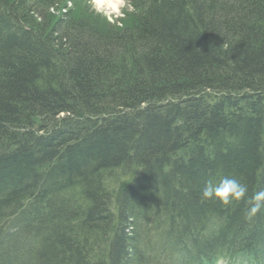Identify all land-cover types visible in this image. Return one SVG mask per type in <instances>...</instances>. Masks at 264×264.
Returning <instances> with one entry per match:
<instances>
[{
    "label": "trees",
    "instance_id": "trees-1",
    "mask_svg": "<svg viewBox=\"0 0 264 264\" xmlns=\"http://www.w3.org/2000/svg\"><path fill=\"white\" fill-rule=\"evenodd\" d=\"M70 1L0 0V229L6 212L42 226L62 207L83 218L103 209L113 264H134L123 235L142 217L174 241L215 216L218 251L259 226L264 207L249 218L245 200L225 206L201 192L225 177L246 185V199L262 191L264 0H132L114 22ZM22 240L27 264L52 253L43 234Z\"/></svg>",
    "mask_w": 264,
    "mask_h": 264
},
{
    "label": "bare ground",
    "instance_id": "bare-ground-1",
    "mask_svg": "<svg viewBox=\"0 0 264 264\" xmlns=\"http://www.w3.org/2000/svg\"><path fill=\"white\" fill-rule=\"evenodd\" d=\"M261 92L264 93V89ZM262 102L264 103V95H262ZM175 162H178V160L175 159ZM259 173H262V171H260ZM107 177H109V175H107ZM256 179L259 181V185L262 187V191H264V177L261 179L258 173H256ZM100 180L101 179H97L94 184L99 183ZM19 209L21 212H25L24 204H21ZM96 210L97 209H95L94 212L96 213V215L94 213L92 214L91 212L90 214L88 213L87 215H85L84 218L83 214L76 213L80 219V221H77V216L75 214L69 213V210H65V208L62 207L59 208L56 213H54V220L52 218L48 223H45L42 226H40L41 222L37 217L34 220H32V218L30 217L28 218V220H19L17 223V230L21 231L27 224L32 227L38 226V232L29 230L27 233H29L30 235L39 234V236L43 234L44 238L46 239V243L51 241V248L53 249H51L52 253L39 254V259L44 264H76L79 259H82V256H85V261L83 262L81 260L79 264H88L86 257L90 258V264H113L114 259L117 258L116 250L118 243H116V241L112 243L110 241L111 236L105 231L106 224H109L107 222L108 219L106 217V211H104L103 209H99L97 211ZM220 211L218 212L220 213ZM11 213L12 215H14V212ZM230 213L226 214L225 212H223L226 222H228L229 220L227 216L228 214L230 215ZM3 214L8 218L10 217V215H7V212ZM240 215L241 214H238L237 216L240 217ZM95 219H97L98 221H104V227L102 230H100L97 225L95 227L93 226L92 222H95ZM143 219L144 217L141 218V229L133 224H125V233L128 234L123 235L125 241L124 247L125 249H127L126 257H130V263L133 262L134 264H144L150 257L152 252H156L157 248L150 245L147 241V233H149L150 235L152 232L153 236H159L166 240V231L164 228H161L163 227V221H160L157 224L153 225V222H151L150 220ZM82 222H84V224L86 223V225H81ZM236 224L241 225L240 222H237L233 225ZM215 226L216 222L213 221L210 217H205L203 220L198 218L193 222H189L188 225L185 226V229L182 230L180 227L177 229L178 231H183V236L175 239L174 241L166 240L165 249L172 252H186L188 254L196 255L205 253L213 254L214 252L208 253L204 249L206 245H211L216 249L220 247L221 244L215 240L207 238L203 234L196 233L192 229H197L199 227L203 229H214ZM155 227H157L156 230L151 231V229ZM261 233H264V221L262 222V220L259 221V226L248 227L245 233V237L234 238L239 243H243L247 247H250L251 240ZM187 234L192 235V245H190L186 240L185 235ZM68 236L71 239L68 240ZM60 239H62L67 244H64L61 247L58 244L62 242ZM65 239L67 241H65ZM224 240H229V237L225 236ZM22 241L23 240L21 238H16L14 240V246L16 249L22 244ZM63 251L67 253V256L62 254ZM3 254L4 251L0 246V255ZM16 258L17 254L14 255V257L11 259V262L9 261V263L14 264V260ZM118 258L121 259L122 257Z\"/></svg>",
    "mask_w": 264,
    "mask_h": 264
},
{
    "label": "clouds",
    "instance_id": "clouds-1",
    "mask_svg": "<svg viewBox=\"0 0 264 264\" xmlns=\"http://www.w3.org/2000/svg\"><path fill=\"white\" fill-rule=\"evenodd\" d=\"M247 192L246 185L239 180L225 177L218 183L207 182L201 192V198L204 200H217L225 206L243 199L248 204L247 215L251 218L264 207V191L256 192L250 199H246Z\"/></svg>",
    "mask_w": 264,
    "mask_h": 264
},
{
    "label": "rangeland",
    "instance_id": "rangeland-1",
    "mask_svg": "<svg viewBox=\"0 0 264 264\" xmlns=\"http://www.w3.org/2000/svg\"><path fill=\"white\" fill-rule=\"evenodd\" d=\"M92 3H90V2ZM130 0H88L87 5L90 7V9L96 13V15L101 16V18H106L107 20H114L122 18L123 16V10L130 11L129 6ZM71 4V3H68ZM95 9H94V8ZM17 233V232H16ZM150 238L153 237V233L149 235ZM27 246V244L24 245V247ZM4 260L0 261V264H3Z\"/></svg>",
    "mask_w": 264,
    "mask_h": 264
}]
</instances>
